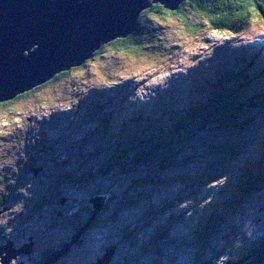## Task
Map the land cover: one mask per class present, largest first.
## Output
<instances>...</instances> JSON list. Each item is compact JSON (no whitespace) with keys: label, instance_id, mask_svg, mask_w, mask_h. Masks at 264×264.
I'll return each instance as SVG.
<instances>
[{"label":"rangeland","instance_id":"rangeland-1","mask_svg":"<svg viewBox=\"0 0 264 264\" xmlns=\"http://www.w3.org/2000/svg\"><path fill=\"white\" fill-rule=\"evenodd\" d=\"M189 14L201 17L197 12ZM140 26L143 33L136 37L141 35L146 50L117 52L106 45L101 56L58 73L66 72V77L50 80L24 98L16 96L9 107H0V175L6 178L5 195H0V205L6 199L0 206V264L8 255L1 253L8 244L1 242L4 238L15 250H26L13 255L8 264H33L44 256L45 261L49 247L54 252L63 240L71 241L80 228L73 232L70 215L86 217L87 207H92L87 202L96 195L110 194L106 205L113 197L109 210L104 211V203L97 224H89L59 264H97L111 248L115 252L109 264H203L209 260L227 264L244 258L220 256L225 250L233 245L250 247L264 237V181L251 185L257 176L242 172L249 161L264 158V97L240 115L246 116L245 123L220 119L207 125L205 114L196 115L202 117L201 124L177 116L166 117L170 124L162 121L163 111L178 113L175 106L181 101L202 99L225 105L228 97L219 93L236 85L233 75L244 68L240 57H250L251 51L258 55L260 66L248 78L263 72L262 86L254 78L252 84L247 81V91L250 95L264 91V19L254 20L241 35L212 30L206 24L189 34L181 19L160 23L145 17ZM121 87L126 91L120 92ZM128 116L154 127L144 131L145 121L129 123ZM177 121L188 128L181 130ZM192 129L196 133L192 143H177L175 137L188 139ZM235 134L237 140L247 141L239 142L242 151L229 152L225 149L234 148L230 145ZM166 143L172 147L157 155V160L169 158L165 164L149 168L133 164L134 158L156 153L155 148ZM21 152H26L27 159ZM220 158L228 164L218 165ZM116 161L124 168L106 171ZM13 163L23 166L12 180ZM33 163L40 166L35 172L28 166ZM128 166L134 170L127 171ZM256 168L260 173L262 163ZM62 174H69V183L78 187L67 188L60 181ZM65 196L70 197V214L61 209ZM181 209L183 215L178 212ZM256 258L250 256L241 264Z\"/></svg>","mask_w":264,"mask_h":264},{"label":"water","instance_id":"water-1","mask_svg":"<svg viewBox=\"0 0 264 264\" xmlns=\"http://www.w3.org/2000/svg\"><path fill=\"white\" fill-rule=\"evenodd\" d=\"M183 1L0 0V102L10 101L50 81L56 74L80 65L102 46L127 38L136 30L139 14L154 3L175 10ZM34 45L36 49H32ZM109 196L98 195L87 202L94 208L90 221L70 237L62 250L49 254L43 264H54L68 252ZM112 250L97 264H109ZM250 256L257 258L249 264L264 262V241ZM9 257L2 263L8 264ZM246 259L227 264H241Z\"/></svg>","mask_w":264,"mask_h":264},{"label":"trees","instance_id":"trees-1","mask_svg":"<svg viewBox=\"0 0 264 264\" xmlns=\"http://www.w3.org/2000/svg\"><path fill=\"white\" fill-rule=\"evenodd\" d=\"M252 5H254V7H252V6L245 7L241 3V0H184L183 3H181L177 9L168 10L160 4H153L151 7L146 8L145 10H143L139 14V16L137 18V24L138 25H137L136 30L126 38V40L129 42V44L132 45V48L130 47V49H127V48H129V47H127V45L125 43L127 41L122 40L121 38L114 40V41H112L106 45L112 46V48L117 52L130 51V52H136L137 53V52L146 50L145 48H146L147 44L143 45L142 40L139 39V38H141V35L139 36L138 40L136 37V35H138L139 33H141V34L143 33L144 29H142L140 26V20L144 19L145 17L150 18L152 20H158L160 23L162 21L168 22L169 19H178V20L181 19L182 21H184L185 31H187L189 34H196V31L199 28V26L206 24L212 30L226 32V33H229L231 35H241L250 29L252 22L254 20L264 18V0H252ZM187 11H188V13H187ZM196 12L200 13V15H201L200 19H198L193 14H189V13H196ZM106 45L102 46L100 50H97L96 52H94L93 55L91 56V58L93 59V58L101 56L102 52L104 50L103 48L106 47ZM249 53H250V57H247L244 54H243V56L240 57L239 63L241 64V66L244 65V68L240 69L238 71L237 75H233V77H235V76H236V78L238 77L237 78V81H238L237 85L239 87L243 84L250 85L247 83V81L248 80L252 81V79L254 77H256L258 74V73H255V74H253V76L251 78H248L251 70L256 69V66L259 65V63H258L259 57L256 54V52L251 51ZM91 58L87 59L85 62H88V60H91ZM263 65H264V62H263ZM67 75H68V73H66V72L62 73L61 75L56 74L51 79V81H56L57 79L66 77ZM107 79H110V77L108 76ZM240 89L241 88L238 89V88L233 87L230 90L220 91L219 94H223V95H226L228 97V101L225 102V105L222 104L223 102L222 103L219 102L217 105H215V102H213L212 104H209V103H206L202 99L200 100V102H191V103H187V102L185 103V102L181 101L180 102L181 105L178 107L180 109V110H178V118L179 117H187L189 119L188 120L189 122L191 120L194 122H200L202 117H196V115L201 116L202 114H205V116L208 117L207 125H210V124L212 125L213 122H218V120H220V119L221 120L229 119L230 122H233L235 124H240L241 122L245 123V122H247V120L245 119L246 116H243L241 118L240 115L241 114L243 115V113L244 114L246 113L245 110L248 109L247 106L253 105L254 103H255V105H258L259 104L258 101H260V99H262L264 97V93L260 92V93H257V97L248 98V97H244V96H239L241 94ZM27 94L28 93L25 92L23 94H19L17 97L18 98H21V97L24 98ZM219 94L217 96H218V98L221 99ZM225 99H227V98H225ZM231 99H235V100H231ZM14 100L15 99H13L11 101H6V102H0V107H4V108L9 107L11 104H13ZM213 100H215V99H213ZM173 109H174V106H173ZM117 116H119V115H117ZM127 121L131 122L129 119ZM162 121L166 122V116ZM205 121L206 120H204V122ZM140 122H142V121H140ZM202 122H203V120H202ZM202 122H200V124ZM144 123H146V126L143 127L142 130H144L145 128L152 129V127H154V126H151L149 121H147V122L145 121ZM176 123H177L176 126L178 128H180L181 130H186L188 128L184 124H182V121L181 122L177 121ZM167 124H170V123H167ZM203 124H205V123H203ZM219 125H220L219 123L215 124V126H213V127H215L213 129V131L217 130ZM188 126H189V129L192 128L190 123L188 124ZM242 127H244V125H242ZM198 128H199V126H198ZM200 129H202V128L200 127ZM144 131H146V130H144ZM244 131L245 130H243V132ZM240 132H241V130H239L236 134H239ZM236 134L234 135L236 140L233 139V143H231V145H230L231 147H234V148H232V149L226 148L225 150H229V152H232L233 149H235V148H237V151H242L244 149V147L241 146V144L239 142L246 143L247 140H245V139L244 140L239 139L240 141L237 140L238 137ZM189 135H190V137L188 139L185 137L184 140H182V138L177 139V137H175L177 140V143H180V142L184 143L185 142L187 145H189L190 143L193 142V139L196 136V133L192 129V132ZM231 137H233V136H231ZM177 143L176 144L173 143L174 148L179 147V144L177 145ZM118 146L120 147L121 145L119 144ZM170 147H172V143H169V144L166 143L162 146V148L160 146L156 147L155 148L156 153L143 154L139 157V159L131 157V158H134L133 164L136 163L137 168L144 167V166L148 167L150 164H152V165L153 164L163 165L166 163L167 160H169V158L157 160V157H158L157 155L160 153L161 149H162V151L169 150ZM113 149H115V148H113ZM218 154L225 156V158H232L231 156H227L225 154L223 155L220 152H218ZM115 155H117V154H114L112 157H115ZM20 156L27 159L26 152H21ZM248 156L250 159H252L250 157V155H246V159L248 158ZM228 160H231V159H228ZM24 161H25V159H24ZM54 161L56 162L55 159H54ZM217 161H218L217 163H219L218 165L221 164L222 166H225L228 164V163L226 164L224 159H221V158ZM259 163H262V165H263V168L260 171V173H259V170L256 168L257 164H259ZM20 166H23V164L13 163V167L11 170V174H13V176L10 177V179L13 180V177L15 179H17L18 175L20 174V172H19ZM28 166L30 167L29 168L30 171L32 169H37L38 167H40L34 163L28 164ZM118 167L121 169L124 168L123 166L117 165V161H116V165L114 164V165H111L109 167H105V169H106V171H108L110 169L111 170L110 172H112L113 169H116ZM214 167L216 168V166H214ZM224 168H226V167H222V170ZM41 169L43 171V167ZM127 169H128L127 171L134 170V169H132L131 166H128ZM206 172L210 173L211 168L209 170H207ZM242 172H245L246 175H251V173L256 175L257 177L255 179H257V181L255 182L254 179L251 180V181H254L256 184L254 183L251 185H258V183L261 180L264 181V158L259 157L258 161H256V162L253 161V164H252V161H249L247 163V165L244 167V170ZM208 173H204V176L207 175ZM60 176H61L60 181L65 183L67 185L66 186L67 188L71 189V188L78 187L75 184H73L72 182L69 183V181H71V179L69 178L70 177L69 174H62ZM251 178H253V177H251ZM69 184H71V185H69ZM0 185L2 186L0 188V195H1V197H3V195H5L4 192H6V187H5L6 178L3 175H0ZM79 187H81V186H79ZM96 193H102V192H96ZM96 193H91L92 194L91 196H94ZM61 195L62 194L60 193L58 196H61ZM85 198L86 197H84L82 199H85ZM112 200H113V197L108 201L107 205L105 202V205H106V206H104L105 212H107L109 210L108 209L109 204L112 202ZM5 202H6V199L2 201V204L0 206L4 205ZM61 209H64L66 212L70 213L71 209H73V208L70 207V204L69 205L64 204V205H62ZM92 211L93 210H91V209L86 210V213H87L86 217H81L78 213L70 215L71 221L69 223L71 224L70 227L73 228V232H74V230L80 228L84 223H87L89 221L90 216L92 215ZM97 220H98V218L95 219L90 225H92V224L96 225ZM68 239H69V237L66 240H63L61 242V246ZM81 241H82V239H81ZM263 241H264V237L262 239H260L259 241H257L254 245H252L250 247H246V248L243 246H240V245H237V247H236V245H233L230 248H228L227 250H225L223 252V254L220 256H224L225 253H227V254L229 253V254H231V258H233L235 260L242 259V258L245 259L252 252H254L255 249ZM61 246H59V247H61ZM49 248L50 249L47 252L51 253L52 252L51 250L53 248H51V247H49ZM43 258H41L40 261H36V262L34 261L35 263L33 262V264H42L44 261ZM210 261L211 260L206 261L203 264H209V263H211ZM248 261H249V257L247 259V262ZM56 264H59V263L57 262Z\"/></svg>","mask_w":264,"mask_h":264},{"label":"bare ground","instance_id":"bare-ground-1","mask_svg":"<svg viewBox=\"0 0 264 264\" xmlns=\"http://www.w3.org/2000/svg\"><path fill=\"white\" fill-rule=\"evenodd\" d=\"M36 47V45H34L33 47H32V49L33 48H35ZM134 54V53H133ZM234 129V128H233ZM247 133V132H246ZM249 133V132H248ZM240 139V138H239ZM22 141V140H21ZM11 147V146H10ZM238 154V153H237ZM224 155V154H223ZM68 180V179H67ZM65 199V198H64ZM104 203H105V200H104ZM93 208V207H92ZM93 211H94V208H93ZM93 211H92V213H93ZM179 213H181L182 215L184 214V209H181V212L180 211H178ZM97 217V216H96ZM95 217V218H96ZM79 239V238H78ZM78 239L76 240V243H77V241H78ZM76 243H73L71 246H73L74 244H76ZM66 244V243H65ZM65 244H63L61 247H59V248H57L55 251H57V250H62V248L64 247V245ZM71 246L68 248V250L67 251H69L70 250V248H71ZM106 249V248H105ZM110 250H112V249H110ZM3 251H6L7 253H8V255L6 256V257H9V256H11V257H9L10 259L12 258V256L13 255H15L16 256V254H18V253H20V252H25V250L24 249H22V250H15L13 247H12V244L11 243H8L7 244V246L5 245V247H3L2 249H1V253L3 252ZM54 251V252H55ZM108 251L109 250H107V252L106 253H108ZM113 251V254H112V257L114 256V252H115V249L114 250H112ZM53 252H51L50 254H52ZM72 253V252H71ZM64 254H62L61 256H63ZM61 256L59 257V258H61ZM59 258L58 259H56V261L54 262V264L59 260ZM247 261V259L245 260V261H243L244 263ZM43 264V263H42ZM247 264H249V263H247Z\"/></svg>","mask_w":264,"mask_h":264},{"label":"flooded vegetation","instance_id":"flooded-vegetation-1","mask_svg":"<svg viewBox=\"0 0 264 264\" xmlns=\"http://www.w3.org/2000/svg\"><path fill=\"white\" fill-rule=\"evenodd\" d=\"M69 202H70V197L65 196L64 204H65V205H67V204L69 205ZM64 204H63V205H64ZM81 206H83V203L81 204ZM87 208H88L87 210H90V209L93 210L92 207H91V208L87 207ZM62 213H63V212H62ZM60 214H61V213H60ZM69 214H70V213H69ZM0 215H1V212H0ZM11 241H12V240H11ZM1 242H3V243L6 242V244H7V243H9L10 241H9L7 238H4ZM12 242H13V241H12ZM11 244H12V243H11ZM12 247H13V245H12ZM13 248H14V247H13ZM55 250H56V249H55ZM30 260H31V259H30ZM34 263H35V262H34Z\"/></svg>","mask_w":264,"mask_h":264},{"label":"snow or ice","instance_id":"snow-or-ice-1","mask_svg":"<svg viewBox=\"0 0 264 264\" xmlns=\"http://www.w3.org/2000/svg\"><path fill=\"white\" fill-rule=\"evenodd\" d=\"M241 3H242L245 7H249V6L254 7V5H252V0H241ZM262 19H264V18H262Z\"/></svg>","mask_w":264,"mask_h":264}]
</instances>
